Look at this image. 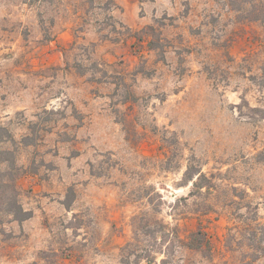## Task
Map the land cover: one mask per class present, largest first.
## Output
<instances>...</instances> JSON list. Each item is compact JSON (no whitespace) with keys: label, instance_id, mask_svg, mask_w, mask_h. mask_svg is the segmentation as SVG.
I'll return each instance as SVG.
<instances>
[{"label":"rangeland","instance_id":"1","mask_svg":"<svg viewBox=\"0 0 264 264\" xmlns=\"http://www.w3.org/2000/svg\"><path fill=\"white\" fill-rule=\"evenodd\" d=\"M263 67L264 0H0V264H264Z\"/></svg>","mask_w":264,"mask_h":264},{"label":"trees","instance_id":"2","mask_svg":"<svg viewBox=\"0 0 264 264\" xmlns=\"http://www.w3.org/2000/svg\"><path fill=\"white\" fill-rule=\"evenodd\" d=\"M262 85H264V67L261 75ZM5 141L14 142L8 128L0 124V143ZM0 163H7L5 168H0V222L1 215L6 213L13 215L17 220H25L32 213L23 207L20 200V185L19 179L22 175L21 168L17 164L12 150H0ZM192 171L200 172L193 164L188 166L186 174L192 178ZM202 175V174H201ZM210 239L207 233L203 230L193 231L189 235L187 245L191 249L203 251L205 248H210Z\"/></svg>","mask_w":264,"mask_h":264}]
</instances>
